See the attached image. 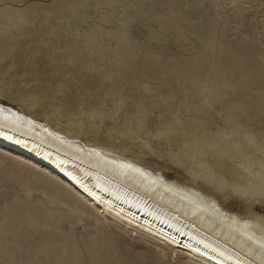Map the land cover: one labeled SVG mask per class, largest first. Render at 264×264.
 <instances>
[{
    "label": "rangeland",
    "instance_id": "374dc122",
    "mask_svg": "<svg viewBox=\"0 0 264 264\" xmlns=\"http://www.w3.org/2000/svg\"><path fill=\"white\" fill-rule=\"evenodd\" d=\"M0 102L264 215L215 195L264 186V0H0ZM13 153L0 147V264H187L83 214L61 176Z\"/></svg>",
    "mask_w": 264,
    "mask_h": 264
},
{
    "label": "bare ground",
    "instance_id": "6f19581e",
    "mask_svg": "<svg viewBox=\"0 0 264 264\" xmlns=\"http://www.w3.org/2000/svg\"><path fill=\"white\" fill-rule=\"evenodd\" d=\"M0 147L14 152V161L24 162V157L32 161L35 167L29 166L36 171L52 169L65 181L55 180L57 188L66 199L74 200L83 214L103 215L108 225L126 237L136 234L144 243H153L155 257L164 263L171 252L182 250L189 256L187 264H261L262 253L253 243L260 239V229L246 227L241 219L260 215L250 207L247 216L226 210L205 187L178 185L118 152L115 145L70 138L0 102ZM124 162L142 166L151 174L121 168ZM158 176L164 180H157ZM104 243L109 246L107 240ZM67 260L59 263L74 264Z\"/></svg>",
    "mask_w": 264,
    "mask_h": 264
},
{
    "label": "snow or ice",
    "instance_id": "6c2138e0",
    "mask_svg": "<svg viewBox=\"0 0 264 264\" xmlns=\"http://www.w3.org/2000/svg\"><path fill=\"white\" fill-rule=\"evenodd\" d=\"M120 167L124 169H130L141 175L151 174V173L146 172V169L144 167L138 166L135 163L124 162V163H121ZM156 179L164 180V177L158 176ZM215 195L218 199L219 198L237 199V200L245 201L249 204H254V203L264 204V186H262L259 199H257V197L253 195L252 193H250L248 190L241 188L239 186H236V185H233L230 187L222 186L219 189V191L215 193ZM241 219L243 220V223L245 224V226L248 228L255 229L259 227L260 232H261V237L258 241L253 240V243L258 244V247L262 253L261 264H264V215L260 217H255V216L242 217ZM253 220H255V223H253ZM249 239H252V236H249ZM229 259H231V257H229ZM5 264H8V262H5Z\"/></svg>",
    "mask_w": 264,
    "mask_h": 264
},
{
    "label": "water",
    "instance_id": "95a60500",
    "mask_svg": "<svg viewBox=\"0 0 264 264\" xmlns=\"http://www.w3.org/2000/svg\"><path fill=\"white\" fill-rule=\"evenodd\" d=\"M2 145H3V146H6L7 148H9V147H10V148H12L11 146H8V145H6V144H3V143H2ZM14 150H15V149H14ZM27 156H28V155H27ZM30 158H31V157H30ZM32 160H35V158H34V159H32Z\"/></svg>",
    "mask_w": 264,
    "mask_h": 264
},
{
    "label": "built area",
    "instance_id": "2783aa9c",
    "mask_svg": "<svg viewBox=\"0 0 264 264\" xmlns=\"http://www.w3.org/2000/svg\"><path fill=\"white\" fill-rule=\"evenodd\" d=\"M48 168V167H47ZM50 170H52V169H50Z\"/></svg>",
    "mask_w": 264,
    "mask_h": 264
}]
</instances>
